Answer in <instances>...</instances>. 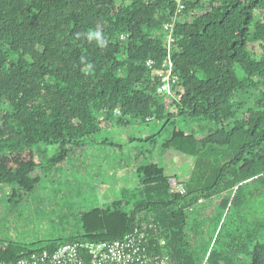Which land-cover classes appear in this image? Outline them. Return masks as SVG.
<instances>
[{"label":"trees","instance_id":"obj_1","mask_svg":"<svg viewBox=\"0 0 264 264\" xmlns=\"http://www.w3.org/2000/svg\"><path fill=\"white\" fill-rule=\"evenodd\" d=\"M184 3L168 32L174 0H0V190L35 169L77 167L79 151L113 129L160 124L131 143L167 161L142 162L139 151L138 186L83 216L81 235L0 241V262L152 222L175 264H264V0ZM170 34L173 98L154 87ZM9 158L21 161L2 171ZM183 162L186 180L171 178Z\"/></svg>","mask_w":264,"mask_h":264},{"label":"rangeland","instance_id":"obj_2","mask_svg":"<svg viewBox=\"0 0 264 264\" xmlns=\"http://www.w3.org/2000/svg\"><path fill=\"white\" fill-rule=\"evenodd\" d=\"M171 101L169 98L168 102ZM179 124V132H185V127L189 126L187 120ZM159 126L152 124L150 130L144 127L113 129L102 134L92 143V149L79 151L82 154L78 161L80 169L78 166L43 169L42 172L35 169L34 175L37 176L23 174L3 181L0 190V241L36 245L42 241L69 240L81 235L83 216L110 206L124 197L123 190H134L138 186L134 157L139 151L142 154L138 158L142 162H148L149 158L167 162L159 148L131 143L132 139L139 140L157 133ZM20 161V158H9L2 171L9 170L7 168L18 165ZM161 165L164 166L163 163ZM185 166V162L180 166H170L167 174L185 181L189 171ZM32 185L35 187L31 192L28 189Z\"/></svg>","mask_w":264,"mask_h":264},{"label":"built area","instance_id":"obj_3","mask_svg":"<svg viewBox=\"0 0 264 264\" xmlns=\"http://www.w3.org/2000/svg\"><path fill=\"white\" fill-rule=\"evenodd\" d=\"M177 10L173 22L165 26L172 32L175 23L185 9V0H174ZM168 55L165 63L156 70L161 78L157 92L173 96L171 86L178 82L174 76L172 55L177 47L173 44L172 34L167 37ZM149 67L154 62H149ZM155 86V85H154ZM173 98V97H172ZM170 186L173 193L184 195L186 188L177 180H172ZM158 229L152 222L139 225L124 238L109 242H75L62 246L55 252L33 253L15 264H175L171 252L167 249L165 240L156 239ZM158 243V245H156ZM0 264H6L0 262Z\"/></svg>","mask_w":264,"mask_h":264}]
</instances>
